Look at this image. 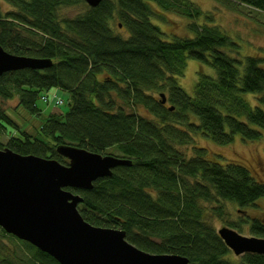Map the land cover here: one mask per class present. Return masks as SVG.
Instances as JSON below:
<instances>
[{
  "label": "trees",
  "instance_id": "trees-1",
  "mask_svg": "<svg viewBox=\"0 0 264 264\" xmlns=\"http://www.w3.org/2000/svg\"><path fill=\"white\" fill-rule=\"evenodd\" d=\"M217 1L234 12L243 6L264 12V0ZM66 8L79 10L70 16ZM170 11L188 18L184 33L164 31L153 21L166 22ZM0 46L52 62L0 74V134L8 124L18 128L2 99L17 98L36 114L41 94L59 88L69 103L37 133L18 128L22 135L0 139V148L68 164L57 148L70 145L132 162L90 189L68 188L83 198L78 209L86 221L121 229L138 248L181 255L189 264H264L260 253L229 258L233 251L213 223L225 219L224 202L247 208L264 198V182L242 162L211 157L196 143L199 136L228 145L236 136L253 142L264 135L262 59L241 56L239 42L211 12L190 0H101L96 6L86 0H2ZM190 59L215 71L198 70L192 95L178 80ZM244 223L252 236L264 237V217ZM226 224L235 230L244 225ZM0 236L15 242L0 245V264H60L1 227Z\"/></svg>",
  "mask_w": 264,
  "mask_h": 264
},
{
  "label": "water",
  "instance_id": "water-1",
  "mask_svg": "<svg viewBox=\"0 0 264 264\" xmlns=\"http://www.w3.org/2000/svg\"><path fill=\"white\" fill-rule=\"evenodd\" d=\"M86 1L96 6L101 0ZM51 63L14 55L0 46V74L27 67L43 69ZM57 149L68 164L0 149V226L7 233L30 242L60 264H189L181 255L144 251L129 242L121 229L92 225L81 215L78 205L83 198L68 188L90 189L116 166L131 165L130 160L70 145ZM218 232L236 255L264 254V237L245 236L227 226Z\"/></svg>",
  "mask_w": 264,
  "mask_h": 264
},
{
  "label": "rangeland",
  "instance_id": "rangeland-1",
  "mask_svg": "<svg viewBox=\"0 0 264 264\" xmlns=\"http://www.w3.org/2000/svg\"><path fill=\"white\" fill-rule=\"evenodd\" d=\"M190 1L195 3L202 11L211 12L214 16L215 23L220 25L232 38L239 42L241 47L239 53L241 56H258L262 59V65L264 66V12L245 6H243L240 11L234 12L222 6L217 0ZM2 7L4 9H9L10 5L2 2ZM78 10L79 8H66L63 10V13L73 16ZM166 13V22L158 19H154L153 21L164 31H179L180 33H184V24L186 28L188 18L179 15L176 11ZM202 20L203 18L197 19L196 21L201 22ZM119 29L121 32H125L123 26H120ZM200 64H202L201 66L204 68L200 67ZM200 68L201 71L204 70L206 73L215 74V71L209 65L190 59L187 61L184 75L179 76L178 78L179 83L184 90L191 95L194 93L195 84L198 79V70ZM56 94L59 95L56 90L46 92L45 96H48V99H39L37 103L40 110L36 114L30 113L23 106L19 105V99L17 98L8 100L2 99V104L7 109V113L10 117L19 125L18 128L35 134L39 131L47 117L53 114V108L61 112L59 115L62 113L64 115L69 110L67 94L63 91L60 92V95L64 99V104L59 106H57L58 104L53 100V97ZM155 95L159 97L158 92L155 93ZM18 128L12 124H8L6 131L0 134V139L3 142H6L14 135H22ZM196 143L206 147L209 150L211 157H213V155H221L227 160L242 162L250 168L251 172L257 178L264 182V135L259 141L253 142L244 141L239 136H236L235 140L228 145H218L199 136L196 138ZM112 151H114V149H111L108 152L112 153ZM190 153L191 148H186V154L189 155ZM224 203L226 207L225 219L213 220L216 228L219 229L222 226H227L226 221L234 223L241 222L244 225L241 226V230L236 229V231L245 236H252L244 221L248 219V217H264V198L259 199L254 206L247 208L237 207L230 202ZM1 244L12 247L15 242H13L12 238L0 236V245ZM229 258L238 259L239 256L232 252L229 255Z\"/></svg>",
  "mask_w": 264,
  "mask_h": 264
},
{
  "label": "built area",
  "instance_id": "built-area-1",
  "mask_svg": "<svg viewBox=\"0 0 264 264\" xmlns=\"http://www.w3.org/2000/svg\"><path fill=\"white\" fill-rule=\"evenodd\" d=\"M42 99L47 100V99H48V96H45V95H44V96L42 97ZM53 100L55 101L56 104H61V103H63V100H62L61 96H59L58 94L54 95Z\"/></svg>",
  "mask_w": 264,
  "mask_h": 264
},
{
  "label": "crops",
  "instance_id": "crops-1",
  "mask_svg": "<svg viewBox=\"0 0 264 264\" xmlns=\"http://www.w3.org/2000/svg\"><path fill=\"white\" fill-rule=\"evenodd\" d=\"M52 112H53V114H56V115H59V113H61L58 110H56L55 108L52 109Z\"/></svg>",
  "mask_w": 264,
  "mask_h": 264
}]
</instances>
